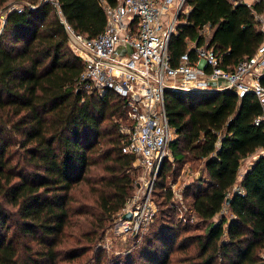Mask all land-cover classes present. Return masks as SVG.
Returning <instances> with one entry per match:
<instances>
[{"label": "trees", "instance_id": "obj_1", "mask_svg": "<svg viewBox=\"0 0 264 264\" xmlns=\"http://www.w3.org/2000/svg\"><path fill=\"white\" fill-rule=\"evenodd\" d=\"M8 1L0 0V9ZM21 1L37 6L7 11L0 32V264H57L86 251L90 256L79 264H104L97 242L133 183V156L123 151L120 131L126 101L109 89H76L83 64L58 10L49 2L14 0ZM57 1L66 22L87 37L104 28L102 3L116 2ZM185 1L188 10L179 14L168 41L172 63L188 41L205 42L204 26L210 29L207 45L223 66L255 51L262 33L253 11H263L262 2ZM164 102L175 134L170 156L203 161L191 193L182 192L191 198L195 225L204 223L202 231L180 237L187 222L166 218L144 236L137 255L111 257L108 264H264V156L249 164L233 189L241 160L264 148V122L254 123L261 114L257 98L231 90H167ZM166 169L163 163L159 188ZM81 182L94 194L91 203L71 192ZM163 195L159 211L167 216L176 205L171 190ZM82 215L91 217L85 230L71 218ZM172 247L180 253L171 260Z\"/></svg>", "mask_w": 264, "mask_h": 264}, {"label": "built area", "instance_id": "obj_2", "mask_svg": "<svg viewBox=\"0 0 264 264\" xmlns=\"http://www.w3.org/2000/svg\"><path fill=\"white\" fill-rule=\"evenodd\" d=\"M40 2L56 7L67 41L82 61L76 89L97 93L109 89L126 101L127 123L120 125L123 151L133 156L132 164L143 172L134 181L135 190L114 217L116 234L137 236L156 212L151 186L164 159L170 157L169 143L175 135L165 109L167 90H231L239 97L251 92L261 107L254 123L264 122V85L260 82L264 75V10L253 11L262 33L255 51L232 66H223L222 56L207 45L208 26L200 30L205 42L188 41L186 51L172 63L168 41L175 32L179 14L188 10L185 0H116L113 5L104 2L105 25L94 37L74 30L60 13L57 0ZM229 2L264 4V0ZM26 6L33 9L37 4L13 1L0 9V32L6 12L21 11ZM260 155L264 156V148L258 150L256 157ZM126 211H130V217L121 219L120 215Z\"/></svg>", "mask_w": 264, "mask_h": 264}, {"label": "rangeland", "instance_id": "obj_3", "mask_svg": "<svg viewBox=\"0 0 264 264\" xmlns=\"http://www.w3.org/2000/svg\"><path fill=\"white\" fill-rule=\"evenodd\" d=\"M187 7L188 6H186V8ZM209 33L210 31L205 35L207 39L209 37ZM219 81L221 83H225L222 79ZM121 122H122L120 123L121 125L125 124V122L123 121ZM256 153L257 151L252 153L249 159H244L242 161L241 167L244 169L247 168L249 164L255 159ZM164 160L165 161H163V163H165L167 166V169L165 170L164 187L159 188L157 187V183H156L158 180V174L160 172L163 163L159 167L151 186L152 189L151 194L155 202V209H156L153 219L149 222L147 228L144 229L142 232H140L137 236H126V237H122V235H118L113 231L114 218L112 220H107L104 226L102 236L97 242V246L102 249V254H103L102 259L104 264H108L109 259L111 257L117 256L118 258L119 257L124 258L129 254L137 255L138 251L142 248V246H144V242H143L144 236H147L150 232H152L151 230L153 228L161 225L162 222L163 224H166V220H165L166 218L169 219L171 222H180L181 224L187 222L185 226H187L188 229L182 231L180 237L186 234H193L202 231V226L204 223H199V225H195L196 224L195 222L198 219L190 209L189 204L191 202V198L189 195H186L184 197L182 195V192L187 189L188 192L191 193L192 191L191 185L196 180V178H198L199 175L201 174L203 161L190 160V159L176 161L172 158V156L165 158ZM142 172L143 170L141 168H139L137 165H133V169L130 172L133 182L131 193L135 190V183H134L135 179H137V176L142 174ZM238 181H239V176L236 179V184L234 185L233 189H236ZM166 189L171 190L172 198H173L172 201H174L176 205L175 211H173L170 215H167L168 217L166 215L165 216L161 215L159 209L161 208L162 205L158 203L160 200H162L164 196L163 193L165 192ZM71 192L75 196L77 197L79 196L82 200H84V202L91 203V198H94V194L89 190L88 186L82 182L75 185L72 188ZM71 218L75 219L77 223H81L82 230L88 229L89 227L88 221L91 219L90 216H86V215L72 216ZM218 218L219 215L217 214L213 217V220H217ZM71 228L72 227L68 229L69 233L71 231ZM171 249L172 250L170 253V259L172 260V258L177 256L180 252L176 251L174 247H172ZM90 254H91L90 251H86L83 256L77 259L73 258L70 260L60 261L57 264H79L80 261L84 262L87 256H90ZM262 254L264 255V249L262 250ZM107 258L108 261H106ZM134 264H144V263H142L141 259H137L136 261H134Z\"/></svg>", "mask_w": 264, "mask_h": 264}, {"label": "crops", "instance_id": "obj_4", "mask_svg": "<svg viewBox=\"0 0 264 264\" xmlns=\"http://www.w3.org/2000/svg\"><path fill=\"white\" fill-rule=\"evenodd\" d=\"M14 1V0H13ZM12 0H10V1H8V3H10V2H13ZM7 3V4H8ZM259 150V149H258ZM258 150H256L257 151V153H258ZM257 153H256V155H257ZM252 154H250V155H248V156H246L245 158H243L242 160H241V164H240V166H239V170H238V173H237V177L239 176V180L241 179V177H242V175L244 174V172L246 171V169L247 168H242L241 166H242V161L244 160V159H249V157L251 156ZM256 158V157H255ZM248 161V160H247ZM239 182V181H238ZM234 187V186H233Z\"/></svg>", "mask_w": 264, "mask_h": 264}, {"label": "water", "instance_id": "obj_5", "mask_svg": "<svg viewBox=\"0 0 264 264\" xmlns=\"http://www.w3.org/2000/svg\"><path fill=\"white\" fill-rule=\"evenodd\" d=\"M200 92H202V91H200ZM228 201H229V197L226 198V203H227ZM130 214H131L130 211H126L125 213H123V214L120 215V218H121V219L129 218V217H130Z\"/></svg>", "mask_w": 264, "mask_h": 264}]
</instances>
